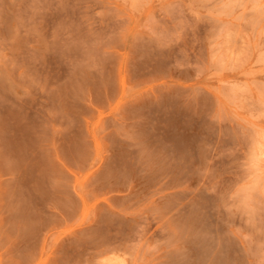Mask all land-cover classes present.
Returning a JSON list of instances; mask_svg holds the SVG:
<instances>
[{"label": "rangeland", "instance_id": "rangeland-1", "mask_svg": "<svg viewBox=\"0 0 264 264\" xmlns=\"http://www.w3.org/2000/svg\"><path fill=\"white\" fill-rule=\"evenodd\" d=\"M0 264H264V0H0Z\"/></svg>", "mask_w": 264, "mask_h": 264}]
</instances>
